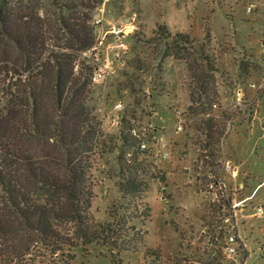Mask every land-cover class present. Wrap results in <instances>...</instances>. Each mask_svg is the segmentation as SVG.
<instances>
[{
	"label": "rangeland",
	"instance_id": "374dc122",
	"mask_svg": "<svg viewBox=\"0 0 264 264\" xmlns=\"http://www.w3.org/2000/svg\"><path fill=\"white\" fill-rule=\"evenodd\" d=\"M65 3L41 0L42 15L56 17ZM92 24L98 43L104 37L115 44L124 34L113 32L130 34L121 68L108 45L81 56L91 66L95 58L116 68L93 87L104 129L128 137L131 127L138 144L133 128L149 143L163 135L169 158L158 156L152 151L158 147L149 144L154 158H140L137 174L147 189L137 195H124L119 188L120 154L126 166L139 168L129 147L94 166L91 212L103 226L106 243L56 252L38 245L25 258L0 264H264V0H104ZM159 25L173 35H190L195 43L166 55L154 34ZM135 58L145 64L144 72L128 67ZM124 74L137 78V92L119 90L127 84ZM191 96L198 101L193 109ZM178 112L182 131L177 130ZM212 116L224 135L214 134L218 128L197 131L196 124ZM207 142L213 151L204 147ZM208 175L214 189L218 179L224 185V197L206 191ZM230 232L237 234L235 255L226 249Z\"/></svg>",
	"mask_w": 264,
	"mask_h": 264
},
{
	"label": "trees",
	"instance_id": "16d2710c",
	"mask_svg": "<svg viewBox=\"0 0 264 264\" xmlns=\"http://www.w3.org/2000/svg\"><path fill=\"white\" fill-rule=\"evenodd\" d=\"M103 2L67 0L60 14L51 18L42 15L41 0L25 4L0 0V263L23 259L38 245L56 252L105 242L103 226L96 224L91 212V171L114 150L129 147L139 166H126L120 154L121 193L137 195L147 187L137 175L139 159L154 158L153 152L140 150L131 127L128 137L107 133L95 106L91 84L95 67L81 57L97 43L93 12ZM154 34L166 55L195 43L190 35H173L164 25ZM200 51L208 61L203 47ZM142 63L135 58L128 67L144 72ZM124 76L127 84H120L119 90L137 92V78ZM193 97L190 109L198 102ZM215 119H202L197 131L218 128L214 134L224 135ZM206 137L209 141L212 135ZM204 147L213 151L214 145L207 142ZM205 164L211 167L214 161ZM212 183L208 175L206 191L224 197L221 181L215 182L219 187L214 190L209 189Z\"/></svg>",
	"mask_w": 264,
	"mask_h": 264
},
{
	"label": "built area",
	"instance_id": "2783aa9c",
	"mask_svg": "<svg viewBox=\"0 0 264 264\" xmlns=\"http://www.w3.org/2000/svg\"><path fill=\"white\" fill-rule=\"evenodd\" d=\"M101 19H96L94 21V25H97V28L99 27V25L101 24ZM116 33V35L118 36L120 33H124L121 37H119L115 44L113 43H110L109 41L106 42L104 41V37L103 39L98 43H96L95 47L84 53L85 56H88V54L93 51L95 52L96 50L100 49L99 47L103 46V45H108V48L110 47H113L115 49V60L118 61V66L119 68H121L123 66V63H119V61H121L120 59H123V57L128 53L130 47H129V44L127 42V38L130 36V34L128 32H126L125 30H122L119 31V32H113V34ZM100 37V36H99ZM106 37V36H105ZM102 53V52H101ZM93 64H94V67H95V70L93 72V75L91 77V84L92 86L94 87L95 85L99 84V83H102V81L108 77V76H112L114 75L115 71H116V68L114 67V63L111 62L109 60H106L105 62H100L98 59H95L94 58V61H93ZM123 105L122 103L121 104H116V107L117 109H120L122 108ZM179 116H181V112H178ZM152 126V125H150ZM154 129V128H153ZM183 129V120H182V116H181V119L179 120V122L177 123V130L178 131H182ZM132 134L137 137L138 139H140L141 141L139 142V146H140V150H151L150 149V145L153 144L154 146H157L158 147V150H152L154 153H158L157 155L158 156H164V157H168L169 156V151H168V144L164 141V136L163 135H160L158 138L157 136H154V137H151L153 138L154 140L153 143H149L146 138H145V134H137V129L136 128H133L132 129ZM143 135V136H142ZM145 135V136H144ZM156 135V134H155ZM150 144V145H149ZM162 146V151L159 149L161 148ZM157 149V148H156ZM225 169H231V166L228 164H226L225 166ZM215 187V184L212 183L210 185V189H214ZM259 211H261V209H259ZM233 232H230V234H232ZM235 233H233L232 235L228 236V239H227V242H228V246L226 247L227 249V252L230 254V255H235L236 253V246L237 245V241H236V235H234Z\"/></svg>",
	"mask_w": 264,
	"mask_h": 264
},
{
	"label": "crops",
	"instance_id": "0c3cea01",
	"mask_svg": "<svg viewBox=\"0 0 264 264\" xmlns=\"http://www.w3.org/2000/svg\"><path fill=\"white\" fill-rule=\"evenodd\" d=\"M154 130H155V131H158L156 128H154ZM157 133L160 134L159 131H158ZM167 158H169V157H167ZM224 165H225V164H224ZM224 167H225V166H224ZM237 168H238V167H237ZM237 168H236V169H237ZM225 170H226V169H225ZM244 209H245V208H244Z\"/></svg>",
	"mask_w": 264,
	"mask_h": 264
}]
</instances>
